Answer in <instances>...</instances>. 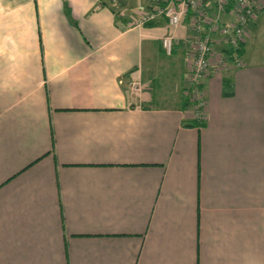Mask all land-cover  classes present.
<instances>
[{"label": "crops", "instance_id": "0c3cea01", "mask_svg": "<svg viewBox=\"0 0 264 264\" xmlns=\"http://www.w3.org/2000/svg\"><path fill=\"white\" fill-rule=\"evenodd\" d=\"M155 7L0 0V264H264L260 16L200 122L189 26L139 27Z\"/></svg>", "mask_w": 264, "mask_h": 264}, {"label": "built area", "instance_id": "2783aa9c", "mask_svg": "<svg viewBox=\"0 0 264 264\" xmlns=\"http://www.w3.org/2000/svg\"><path fill=\"white\" fill-rule=\"evenodd\" d=\"M156 7L139 19V27L164 19L170 29H176L187 20L188 41L192 46L186 94L195 110V119L205 122V92L203 83L214 64L221 69L241 68L243 48L253 23L262 8L256 0H155ZM217 37L221 38V42ZM221 45L220 52L216 46ZM167 56L175 47L174 34L162 39ZM147 84L141 78L130 87L133 95L140 96Z\"/></svg>", "mask_w": 264, "mask_h": 264}, {"label": "rangeland", "instance_id": "374dc122", "mask_svg": "<svg viewBox=\"0 0 264 264\" xmlns=\"http://www.w3.org/2000/svg\"><path fill=\"white\" fill-rule=\"evenodd\" d=\"M259 16L258 32L256 33V35H254L253 45L249 46L247 50V57L253 63H264V11Z\"/></svg>", "mask_w": 264, "mask_h": 264}, {"label": "trees", "instance_id": "16d2710c", "mask_svg": "<svg viewBox=\"0 0 264 264\" xmlns=\"http://www.w3.org/2000/svg\"><path fill=\"white\" fill-rule=\"evenodd\" d=\"M154 23H155V22H153V23H148V24H146L144 27H152V26L154 25ZM185 23H187V20L184 21V24H185ZM243 50H244V48H243ZM243 52H244V51H242V53H243Z\"/></svg>", "mask_w": 264, "mask_h": 264}]
</instances>
